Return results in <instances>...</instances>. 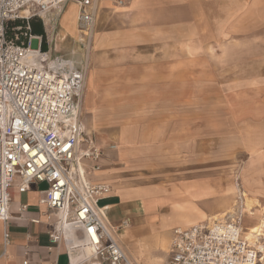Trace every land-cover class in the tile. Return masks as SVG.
<instances>
[{
  "label": "crops",
  "instance_id": "0c3cea01",
  "mask_svg": "<svg viewBox=\"0 0 264 264\" xmlns=\"http://www.w3.org/2000/svg\"><path fill=\"white\" fill-rule=\"evenodd\" d=\"M90 1L96 17L80 122L103 155L100 170L87 179L110 188L98 209L104 223L116 229L128 261L164 264L172 231L231 211L236 192L214 178L209 157L213 114L202 106L207 97L197 105L196 94L198 84L206 85L198 79L213 71L190 53L221 43L216 51L225 53L221 60L228 70L237 66L236 74H249L253 82L264 80V0ZM54 14L45 22L51 36ZM66 35L72 34L62 29L49 55L79 66L66 57ZM231 36L237 37L231 40L235 47L228 46ZM74 37L83 44L78 32ZM196 37H203L199 45ZM231 55L235 61L227 60ZM46 189L45 183H32L19 193L17 182L11 189L9 217L0 221V264H94L74 242L82 238L79 231H72L70 239H50L56 216L39 204ZM244 193L253 204L254 192ZM123 221L129 226L120 230ZM252 243L258 248L261 244Z\"/></svg>",
  "mask_w": 264,
  "mask_h": 264
},
{
  "label": "built area",
  "instance_id": "2783aa9c",
  "mask_svg": "<svg viewBox=\"0 0 264 264\" xmlns=\"http://www.w3.org/2000/svg\"><path fill=\"white\" fill-rule=\"evenodd\" d=\"M70 3L77 9L81 41L90 47L96 17L90 0H0V221L9 217L14 183L19 193L32 183H45L39 204L56 217L67 216L92 250L88 261L131 264L114 237L116 229L106 228L98 209L110 188L87 179L100 170L103 153L80 122L84 69L51 59L48 50H41L42 38L29 33L30 20L45 22L49 13H60ZM243 208L239 196L221 217L174 229L164 264H262V250L244 237ZM128 226L123 221L119 229ZM49 236L52 242L65 238L59 220Z\"/></svg>",
  "mask_w": 264,
  "mask_h": 264
},
{
  "label": "rangeland",
  "instance_id": "374dc122",
  "mask_svg": "<svg viewBox=\"0 0 264 264\" xmlns=\"http://www.w3.org/2000/svg\"><path fill=\"white\" fill-rule=\"evenodd\" d=\"M66 11L70 14L72 8L67 7ZM64 13V11L55 12L53 15L55 24L52 36L48 34V26H45L46 19L45 22L39 19L35 21V23L39 22L43 28L44 38L42 44H45L46 51L49 47L51 51L53 50L54 38L60 36L62 32L61 17ZM17 25H19L18 22L13 24V26ZM75 32H77L76 29ZM66 36L68 51L65 52L68 54L66 57L73 59L84 69L93 45L91 44L90 47H87L85 43L79 45L78 39L74 36ZM202 39L203 37H196L194 42L199 45V43H202ZM231 40L235 42L237 37L231 36L228 39V42H230L228 46L235 47ZM221 47V43H213V47L208 48V50L203 48L202 51H195L190 55L193 59L206 61L208 64L207 70L211 66L213 71L212 75L208 72L206 77L198 79L205 80L206 85L204 83L198 84L197 86L200 88L198 92L196 91V94L199 99L197 105H202L204 98L207 97L206 104L202 106L206 107L208 113L213 114L215 130L212 133L213 146L209 157L212 159L214 178L222 180L223 184L228 183L230 189L234 188L243 193L245 190L251 189L256 196L253 200L254 203L249 206L253 212L252 216L248 215L245 207L243 208L245 216L242 219V227L243 232L247 233L253 227L264 226V80L253 82L249 79L251 78L249 74H236L237 66L228 70L221 60V56L225 53L216 51V49L220 50ZM227 60L235 61V57L231 55ZM249 70V73H251L252 67ZM83 86L80 97L83 94ZM87 86L88 90L92 87L89 82ZM256 130L259 131V136ZM44 188L45 185L40 187V189ZM238 197V192L234 191L231 205L236 204ZM261 231L263 232V230ZM74 233L76 234V231ZM114 237L117 238L116 233ZM244 237L246 238L245 235ZM79 239L82 238L79 237ZM252 242L249 241L253 245ZM260 242L264 247V239ZM261 250L264 257V248H261Z\"/></svg>",
  "mask_w": 264,
  "mask_h": 264
},
{
  "label": "bare ground",
  "instance_id": "6f19581e",
  "mask_svg": "<svg viewBox=\"0 0 264 264\" xmlns=\"http://www.w3.org/2000/svg\"><path fill=\"white\" fill-rule=\"evenodd\" d=\"M74 6L70 7V8H72V12L70 14L66 11L64 13V15L61 17V24H62L61 28H63V30H66L67 32L71 33L72 35L76 36L77 32H75V29H76V27H75V16H76V13H77V9H76V6L75 7ZM236 192H238V194H239V196L241 198L242 206L245 207V209H247L248 215L252 216L253 212L249 208V206L252 205L250 203L251 202L250 198L245 193L241 192L240 190H236ZM56 220H59L61 230L66 235V237H68V239H70L69 238V234L72 233V231L74 229L68 223L67 216L65 214H60V215H58L56 217ZM106 228H107V225H106ZM263 229H264V226H262V225L259 228L258 227L257 228L256 227L255 228L254 227L251 228L247 233H245L246 239L248 241H250V242H252V240H253V241H257L258 243H261L260 240H259V237H260V235H262V231L261 230H263ZM73 239H74V237H73ZM74 242L79 244L81 250L83 251L84 254H86L87 258H89L92 255V250L87 245V242H86L85 239L77 240V241H74ZM72 244H74V243H72ZM259 246H260L259 248L262 247L261 244Z\"/></svg>",
  "mask_w": 264,
  "mask_h": 264
},
{
  "label": "trees",
  "instance_id": "16d2710c",
  "mask_svg": "<svg viewBox=\"0 0 264 264\" xmlns=\"http://www.w3.org/2000/svg\"><path fill=\"white\" fill-rule=\"evenodd\" d=\"M36 20H38V19L34 18V19L30 20V31H29V33L32 35L40 36L43 39L44 38L43 28L41 27V24L39 22L35 23ZM13 24L14 23H9L8 28L14 27ZM11 35H12L11 30H7V37H10ZM41 50L43 52L46 51V46L44 43L41 45Z\"/></svg>",
  "mask_w": 264,
  "mask_h": 264
}]
</instances>
